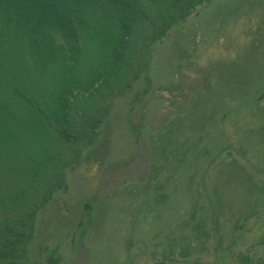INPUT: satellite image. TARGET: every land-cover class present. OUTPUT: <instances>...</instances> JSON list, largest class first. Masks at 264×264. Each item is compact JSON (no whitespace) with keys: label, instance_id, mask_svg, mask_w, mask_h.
<instances>
[{"label":"rangeland","instance_id":"obj_1","mask_svg":"<svg viewBox=\"0 0 264 264\" xmlns=\"http://www.w3.org/2000/svg\"><path fill=\"white\" fill-rule=\"evenodd\" d=\"M83 43L92 63L117 51ZM145 55L94 135L44 164L62 189L36 212L24 264L264 262V0H202ZM41 66L56 89L59 61ZM24 136L11 153L26 160L38 142Z\"/></svg>","mask_w":264,"mask_h":264},{"label":"trees","instance_id":"obj_2","mask_svg":"<svg viewBox=\"0 0 264 264\" xmlns=\"http://www.w3.org/2000/svg\"><path fill=\"white\" fill-rule=\"evenodd\" d=\"M201 4L202 0H0V142L10 147L9 162L1 159L5 155L0 151V264H24L36 212L57 188L62 189L58 180L46 184L48 158L72 152L82 138L94 135L112 99L130 90L147 67V45L164 38L175 21ZM89 33L117 51L105 57L102 45L101 57L92 63L83 43ZM44 61L62 66L63 79L56 80V89L52 80L44 88ZM31 133L38 142L35 153L26 160L16 158L11 152L19 154L18 138ZM20 161L23 175L17 176Z\"/></svg>","mask_w":264,"mask_h":264}]
</instances>
